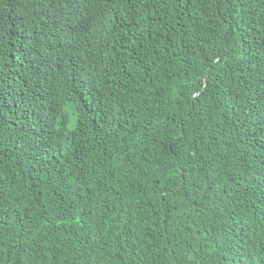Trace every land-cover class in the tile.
Returning <instances> with one entry per match:
<instances>
[{
    "label": "trees",
    "instance_id": "obj_1",
    "mask_svg": "<svg viewBox=\"0 0 264 264\" xmlns=\"http://www.w3.org/2000/svg\"><path fill=\"white\" fill-rule=\"evenodd\" d=\"M0 264H264V0H0Z\"/></svg>",
    "mask_w": 264,
    "mask_h": 264
}]
</instances>
